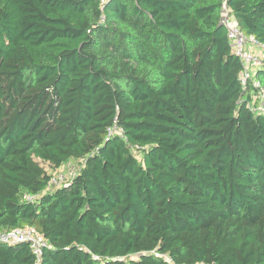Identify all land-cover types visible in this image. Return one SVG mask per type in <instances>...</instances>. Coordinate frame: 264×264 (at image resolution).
I'll return each instance as SVG.
<instances>
[{
    "label": "trees",
    "instance_id": "16d2710c",
    "mask_svg": "<svg viewBox=\"0 0 264 264\" xmlns=\"http://www.w3.org/2000/svg\"><path fill=\"white\" fill-rule=\"evenodd\" d=\"M225 1L264 43V0H0V230L46 242L0 264H264V113Z\"/></svg>",
    "mask_w": 264,
    "mask_h": 264
},
{
    "label": "built area",
    "instance_id": "2783aa9c",
    "mask_svg": "<svg viewBox=\"0 0 264 264\" xmlns=\"http://www.w3.org/2000/svg\"><path fill=\"white\" fill-rule=\"evenodd\" d=\"M221 22L226 26L233 50L242 62L240 74L242 88L246 91L252 90V98L246 100L247 106L254 112L264 113V84L257 76L258 70L264 67V43L254 35L246 34L240 28L226 1L222 7ZM77 171V166L68 162L65 169L51 178L50 185H61L67 177L75 176ZM36 197L37 195L25 194V198L29 200ZM0 242L11 244L28 242L38 260L41 258L43 246L46 244L43 235L39 234L33 227L0 230Z\"/></svg>",
    "mask_w": 264,
    "mask_h": 264
},
{
    "label": "rangeland",
    "instance_id": "374dc122",
    "mask_svg": "<svg viewBox=\"0 0 264 264\" xmlns=\"http://www.w3.org/2000/svg\"><path fill=\"white\" fill-rule=\"evenodd\" d=\"M63 169H65V167H63ZM68 172V171H67Z\"/></svg>",
    "mask_w": 264,
    "mask_h": 264
}]
</instances>
